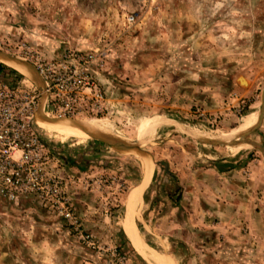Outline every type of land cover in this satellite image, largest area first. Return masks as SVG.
I'll return each instance as SVG.
<instances>
[{
	"label": "rangeland",
	"instance_id": "1",
	"mask_svg": "<svg viewBox=\"0 0 264 264\" xmlns=\"http://www.w3.org/2000/svg\"><path fill=\"white\" fill-rule=\"evenodd\" d=\"M72 53L101 109L37 131L74 220L0 197V264H264V0H0L2 76Z\"/></svg>",
	"mask_w": 264,
	"mask_h": 264
},
{
	"label": "built area",
	"instance_id": "2",
	"mask_svg": "<svg viewBox=\"0 0 264 264\" xmlns=\"http://www.w3.org/2000/svg\"><path fill=\"white\" fill-rule=\"evenodd\" d=\"M93 55L72 53L59 62L36 65L38 86L13 84L0 76V197L16 202L33 196L46 208L73 222L71 201L63 180L50 166L46 141L38 134L40 110L57 119L97 113L105 100L92 76Z\"/></svg>",
	"mask_w": 264,
	"mask_h": 264
},
{
	"label": "bare ground",
	"instance_id": "3",
	"mask_svg": "<svg viewBox=\"0 0 264 264\" xmlns=\"http://www.w3.org/2000/svg\"><path fill=\"white\" fill-rule=\"evenodd\" d=\"M39 115V114H38ZM38 118V116H37ZM38 123V122H37ZM68 130V133L71 132L73 135L77 136V137H82V138H93V137H98L100 136V133L97 132V130L91 129V128H86V127H75V126H69L66 128ZM137 195L132 194L130 199H129V207L130 209L133 208V203H134V199ZM133 197V198H132ZM133 202V203H132ZM134 209V208H133ZM135 210V209H134ZM133 235H135V238H137L139 246L141 247V251L144 254V256H146L148 259L150 258L147 250L145 249V246H143V243L141 242V239L139 237V234L137 232V230L135 231V233H133Z\"/></svg>",
	"mask_w": 264,
	"mask_h": 264
},
{
	"label": "trees",
	"instance_id": "4",
	"mask_svg": "<svg viewBox=\"0 0 264 264\" xmlns=\"http://www.w3.org/2000/svg\"><path fill=\"white\" fill-rule=\"evenodd\" d=\"M12 69H10L9 67H7L6 65L4 64H0V76L4 75V73H6V71H11ZM168 175H170L171 177H173V174L170 173L168 171V169H166L165 171ZM181 199V197L178 199V201Z\"/></svg>",
	"mask_w": 264,
	"mask_h": 264
},
{
	"label": "crops",
	"instance_id": "5",
	"mask_svg": "<svg viewBox=\"0 0 264 264\" xmlns=\"http://www.w3.org/2000/svg\"><path fill=\"white\" fill-rule=\"evenodd\" d=\"M7 65H8V63H6ZM10 66V65H9ZM129 224H130V216H129V221H128V224H127V227L129 226ZM139 244V243H138ZM140 247V246H139ZM140 249H141V247H140ZM149 260H150V258H149Z\"/></svg>",
	"mask_w": 264,
	"mask_h": 264
}]
</instances>
